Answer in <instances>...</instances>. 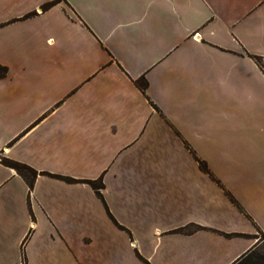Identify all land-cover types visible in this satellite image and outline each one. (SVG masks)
Wrapping results in <instances>:
<instances>
[{
	"label": "crops",
	"instance_id": "1",
	"mask_svg": "<svg viewBox=\"0 0 264 264\" xmlns=\"http://www.w3.org/2000/svg\"><path fill=\"white\" fill-rule=\"evenodd\" d=\"M263 58L264 0H0V264L242 263Z\"/></svg>",
	"mask_w": 264,
	"mask_h": 264
},
{
	"label": "trees",
	"instance_id": "2",
	"mask_svg": "<svg viewBox=\"0 0 264 264\" xmlns=\"http://www.w3.org/2000/svg\"><path fill=\"white\" fill-rule=\"evenodd\" d=\"M56 3V1L53 2H49L47 4L43 5V9L47 10L49 7H51L52 5H54ZM35 12L29 13L26 16H30L33 15ZM7 69L3 66H0V75H6L7 74ZM136 83L138 84V86L141 88V90L145 93L146 89L148 87V81L145 77H141L140 79H138L136 81ZM197 157V156H196ZM197 159L199 160L200 166L206 170L207 172H210L208 165L206 163V161L200 159L199 157H197ZM3 162L11 167H14L18 173L28 182L29 186L31 189H33L34 187V183H35V179L38 175L37 170H35L34 168H32L31 166L25 164V163H21L18 161H14V160H10V159H3ZM46 174H50V173H46ZM54 177H59L62 179H66L68 181L71 182H76L79 181L77 179L71 178V177H65V176H61V175H55V174H50ZM86 182L90 183L96 190V192L103 198V195L100 191L101 188H104V183L102 182V179H100L99 181H93V180H86ZM24 262L26 264V256L24 255Z\"/></svg>",
	"mask_w": 264,
	"mask_h": 264
},
{
	"label": "rangeland",
	"instance_id": "3",
	"mask_svg": "<svg viewBox=\"0 0 264 264\" xmlns=\"http://www.w3.org/2000/svg\"><path fill=\"white\" fill-rule=\"evenodd\" d=\"M257 236L260 239V245L240 264H264V234H258ZM22 264H25V262Z\"/></svg>",
	"mask_w": 264,
	"mask_h": 264
},
{
	"label": "built area",
	"instance_id": "4",
	"mask_svg": "<svg viewBox=\"0 0 264 264\" xmlns=\"http://www.w3.org/2000/svg\"><path fill=\"white\" fill-rule=\"evenodd\" d=\"M260 63L263 65L264 68V58L260 61Z\"/></svg>",
	"mask_w": 264,
	"mask_h": 264
}]
</instances>
